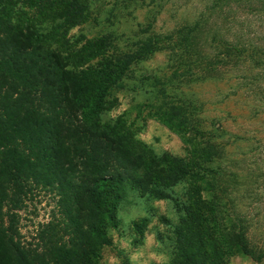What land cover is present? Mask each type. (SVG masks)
<instances>
[{"label": "trees", "instance_id": "trees-1", "mask_svg": "<svg viewBox=\"0 0 264 264\" xmlns=\"http://www.w3.org/2000/svg\"><path fill=\"white\" fill-rule=\"evenodd\" d=\"M20 1L61 19L52 28L79 22L90 3ZM16 2L0 0V264H104L97 250L106 226L118 222L120 186L172 198L166 187L177 181L182 197H173L176 220L169 222L177 264H227L233 251L264 264V141L242 137L250 142L241 149L218 116L203 112L210 100L178 89L180 81L220 83L218 93H235L264 126V0H205L192 21L154 32L158 1L112 0L108 15L120 19L147 6L145 18L130 32L112 28L72 45L89 63L67 61L37 41L44 27L18 19V10L10 15ZM160 49L171 53L174 70L182 67L177 89L159 84L164 76L153 70L126 85L131 63ZM141 84L155 89L154 104L145 101L154 116L182 134L183 155L134 151L117 115L100 120L107 92ZM31 186L53 191L60 217L24 242L16 210Z\"/></svg>", "mask_w": 264, "mask_h": 264}, {"label": "rangeland", "instance_id": "rangeland-1", "mask_svg": "<svg viewBox=\"0 0 264 264\" xmlns=\"http://www.w3.org/2000/svg\"><path fill=\"white\" fill-rule=\"evenodd\" d=\"M17 1L10 15H14V11L18 10V19L33 21L44 27V35L37 41L61 50L67 61L79 57L77 62L82 63H89L94 59L79 56L78 51L72 50V45L79 44L84 37L93 38L101 33H108L112 28H123L126 33L130 32L136 20L141 21L145 18V7H147L131 9L126 16L121 13L122 17L119 19V15H108V6L112 0H88L89 7L79 22L68 28H65L66 23L56 24L52 28V23L61 21V19H52L50 16L41 17L36 8L25 6L20 0ZM156 1L160 6L154 7V12L156 8L159 10L153 20V32L166 31L182 21H192L205 3V0ZM129 3L132 4V2L128 1L129 7H132ZM170 54L168 50L160 49L145 60L131 63V69L127 71L128 74L125 77V84L131 87L136 81L135 77H140L144 72L153 70L156 75L163 74L164 76V80L160 79L159 84L177 89L175 81L181 76L177 73L182 67L174 70L169 60L167 63L166 58L171 57ZM220 86V83L214 86L210 80L178 82V89L183 92V95L189 96L191 92L198 94L205 101L210 100V102L203 103L205 107L203 112L218 116L220 125L225 127L228 133H235L236 138L241 139L236 140L242 143L241 149L247 143L246 140L250 142L249 139L242 137H260L264 141V126L260 122L261 117L248 113L243 107L245 105L243 102L234 100L235 93L227 97L223 95L224 93H218L216 89ZM154 94L155 89L145 84H141V88L123 87L109 96L107 92L104 107L99 115L100 120L108 121L109 118H116L117 115V119L122 121L123 127H126L131 134L133 139L131 147L134 151L154 155H161L165 152L172 155H183L185 145L182 134L160 118H156L154 115L157 114L153 110V105L145 102L148 100L154 104L153 101L157 98ZM166 190L170 192L172 198L157 197L153 191L154 197L149 193L150 191L140 194L137 187L130 183L120 186L122 198L115 210L118 222L116 226L107 225L105 228L106 239L97 250L99 262L104 264H121L122 261L129 264H177V257L171 252L172 231L169 222L173 223L176 220L173 197L177 199L182 197V183L177 181L166 187ZM16 211L20 239L24 242L34 241L43 223L56 221L60 217L57 211L56 195L53 191L38 186L30 187V191L24 197L23 206ZM181 226L184 224L182 223ZM205 248L207 249L208 246ZM226 262L227 264H262L263 259L254 260L242 252L233 251L226 256Z\"/></svg>", "mask_w": 264, "mask_h": 264}]
</instances>
